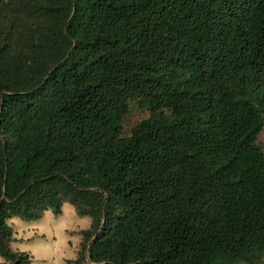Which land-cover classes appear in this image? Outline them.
<instances>
[{
    "label": "trees",
    "instance_id": "16d2710c",
    "mask_svg": "<svg viewBox=\"0 0 264 264\" xmlns=\"http://www.w3.org/2000/svg\"><path fill=\"white\" fill-rule=\"evenodd\" d=\"M263 130L264 0H0L10 264L65 201L74 264H262Z\"/></svg>",
    "mask_w": 264,
    "mask_h": 264
},
{
    "label": "clouds",
    "instance_id": "9594fccd",
    "mask_svg": "<svg viewBox=\"0 0 264 264\" xmlns=\"http://www.w3.org/2000/svg\"><path fill=\"white\" fill-rule=\"evenodd\" d=\"M61 210L65 216H76L74 206L70 205L67 201L62 204ZM44 216L48 220H51L53 216L52 209L46 208L44 210ZM5 224L10 227L17 226L16 230L13 232V237L15 240L19 241H27L29 238L34 235H39L40 233H45L49 238L52 235H56L57 241L52 245L44 243L33 245L21 242L12 243L10 248L14 252L30 253L31 264H39L40 261H46L47 264H64L66 260L75 261L77 259L75 252L71 250H63L68 249L69 247L66 241L71 240V247L76 248L79 237L64 236L61 235V233L65 229L70 231L79 229L87 230L91 224V218L87 216L79 218L75 221V224L71 221L65 222L64 220H61V222L56 226L54 233L39 225L25 226L22 224L20 218L16 216L5 220ZM76 225L79 226V229L76 228ZM0 264H10V262L4 256H0Z\"/></svg>",
    "mask_w": 264,
    "mask_h": 264
},
{
    "label": "rangeland",
    "instance_id": "374dc122",
    "mask_svg": "<svg viewBox=\"0 0 264 264\" xmlns=\"http://www.w3.org/2000/svg\"><path fill=\"white\" fill-rule=\"evenodd\" d=\"M135 119H136L135 113L131 114L130 118H129V121H133ZM259 137L262 140V142H264V130L260 133ZM11 217H13V216H11ZM82 217H85V216L84 215H78V214H76L75 217L65 216L64 213L61 210V207H60V212L58 214H53L51 220H48L44 216V212L39 218H33V219L32 218H30V219L29 218L28 219L20 218V220H21L22 224L25 225V226L39 225V226L45 227L48 231H51V232L54 233L55 230H56V226L61 222V220H64L65 222L71 221L72 223L75 224V221L78 220L79 218H82ZM16 227L17 226H12L13 232L16 230ZM76 228L79 229V226L76 225ZM80 230L81 229L72 230V231H70L68 229L63 230L61 235L71 236V237H79V240L77 242L76 248H72L71 247L72 241L71 240H67L66 243L68 244L69 247H68V249H63V250H65V251L71 250V251L75 252V254H76V250L78 249V245H79V241H80V234H79ZM56 241H57V236L56 235H52L49 238L45 233H40L39 235H34L33 237L29 238L27 241H19V240H15L14 239V240L9 242V248H10V245L12 243H21V242H23V243L33 244V245L38 244V243H44V244L52 245ZM27 254L29 255V258H30V253H27ZM29 264H31V260H30ZM39 264H47V262L46 261H40ZM64 264H74V263L73 262H68L66 260L64 262ZM262 264H264V260H263Z\"/></svg>",
    "mask_w": 264,
    "mask_h": 264
},
{
    "label": "crops",
    "instance_id": "0c3cea01",
    "mask_svg": "<svg viewBox=\"0 0 264 264\" xmlns=\"http://www.w3.org/2000/svg\"><path fill=\"white\" fill-rule=\"evenodd\" d=\"M68 262H71V260H67Z\"/></svg>",
    "mask_w": 264,
    "mask_h": 264
}]
</instances>
